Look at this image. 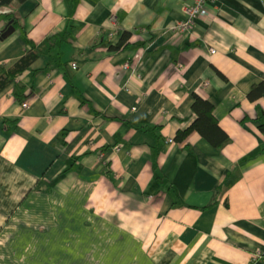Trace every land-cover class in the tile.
Returning <instances> with one entry per match:
<instances>
[{
  "label": "crops",
  "instance_id": "1",
  "mask_svg": "<svg viewBox=\"0 0 264 264\" xmlns=\"http://www.w3.org/2000/svg\"><path fill=\"white\" fill-rule=\"evenodd\" d=\"M194 2L0 1V33L15 27L0 67L40 52L0 91V264H23L25 212L56 222L72 206L112 224L144 213L153 264H264V94L249 98L264 83V0L209 3L192 33L173 31ZM118 27L127 48L112 47ZM195 95L213 103L223 146L196 130L177 139Z\"/></svg>",
  "mask_w": 264,
  "mask_h": 264
},
{
  "label": "rangeland",
  "instance_id": "2",
  "mask_svg": "<svg viewBox=\"0 0 264 264\" xmlns=\"http://www.w3.org/2000/svg\"><path fill=\"white\" fill-rule=\"evenodd\" d=\"M223 1L207 0L205 7L207 14L210 13L209 3L219 6ZM195 2L197 3L198 0H195ZM200 2L201 0H199ZM194 3L184 4V18L171 26L173 31L188 35L192 33L196 23L205 16L199 15L197 17L198 7ZM118 15L119 11L113 12L111 20L116 23ZM12 21L13 19L7 25L9 26L10 23L13 25L14 21ZM144 29L141 33H144ZM145 30L150 32L147 28ZM125 31H128V28L111 29L108 34L109 39L112 41L116 39L117 35L119 36ZM129 64L128 62L123 65L125 69L129 67ZM76 65L78 68V63L74 62L73 68ZM176 66L182 68L183 65L177 63ZM31 95L32 93L26 95V98ZM22 104L24 108H28L30 101H23ZM142 129L143 131L148 130L146 125ZM170 141H173V139H170ZM117 149H119V146ZM78 159L79 157H75L72 163L76 165ZM70 168H67L64 173L70 172ZM140 209L143 210V207ZM143 214L140 212L139 215H135V212H126L123 215L130 217V219H126L124 222L119 220V223L110 217L116 222V224H112L107 221V217L101 218L98 216L95 219L90 214L72 206L69 213L68 210L58 211L56 209L54 212L56 222H53V220L51 222L50 218L49 222L38 220L37 223L36 220L32 221L29 218L34 219L38 215H32L30 211L25 212L22 215L21 231L26 233L27 236L24 234V247L21 253L18 251L19 256L16 258L18 261L21 259L23 264H153L148 256V251L145 249L147 248V241H144L143 238L148 218ZM7 228L10 230L9 226L1 225L0 232ZM47 234L49 236H46Z\"/></svg>",
  "mask_w": 264,
  "mask_h": 264
},
{
  "label": "trees",
  "instance_id": "3",
  "mask_svg": "<svg viewBox=\"0 0 264 264\" xmlns=\"http://www.w3.org/2000/svg\"><path fill=\"white\" fill-rule=\"evenodd\" d=\"M2 5H8L14 0H0ZM21 3L27 0H18ZM132 32L125 31L121 34V38L114 49L127 48L131 45L130 38ZM40 52L35 47L27 52L23 57L16 60L12 66L0 67V91L11 83L17 76L27 70L30 65L39 57ZM25 85L19 84L17 87V96L21 99L26 95L23 92ZM264 94V83L253 86L249 93L251 100H256ZM193 109L197 113L195 121L186 129L179 130L177 139L183 141L190 132L196 130L201 133L211 144L217 148L223 146L229 139V135L220 127L218 119L214 115V105L209 100L204 99L200 95H195L193 102ZM261 121V130L264 132V111L261 110L257 117ZM136 127L143 128L144 125H135Z\"/></svg>",
  "mask_w": 264,
  "mask_h": 264
},
{
  "label": "built area",
  "instance_id": "4",
  "mask_svg": "<svg viewBox=\"0 0 264 264\" xmlns=\"http://www.w3.org/2000/svg\"><path fill=\"white\" fill-rule=\"evenodd\" d=\"M214 1V0H213ZM215 1H217V0H215ZM218 1H221V0H218ZM206 2H207V0H201V2L199 3V0H198V2L196 3H194V5L195 6H197L198 7V11H197V17L199 16V15H206L207 14V10H206ZM192 7V6H191ZM190 9V8H189ZM187 10H188V8H187ZM188 12H189V10H188ZM196 14V13H195ZM211 52L212 53H215L216 52V49L215 48H211ZM75 68H77V65L75 66ZM259 254H263V253H259Z\"/></svg>",
  "mask_w": 264,
  "mask_h": 264
},
{
  "label": "water",
  "instance_id": "5",
  "mask_svg": "<svg viewBox=\"0 0 264 264\" xmlns=\"http://www.w3.org/2000/svg\"><path fill=\"white\" fill-rule=\"evenodd\" d=\"M13 22V21H12ZM15 30V27L12 25V23H10V25L5 29L3 30L1 33H0V37H6L8 36L9 34H11L13 31Z\"/></svg>",
  "mask_w": 264,
  "mask_h": 264
},
{
  "label": "bare ground",
  "instance_id": "6",
  "mask_svg": "<svg viewBox=\"0 0 264 264\" xmlns=\"http://www.w3.org/2000/svg\"><path fill=\"white\" fill-rule=\"evenodd\" d=\"M256 257L264 262V254H257Z\"/></svg>",
  "mask_w": 264,
  "mask_h": 264
}]
</instances>
